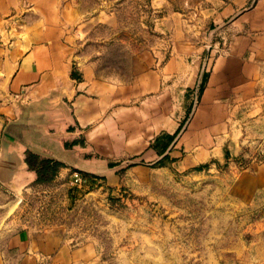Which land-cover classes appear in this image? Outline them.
<instances>
[{
	"label": "crops",
	"instance_id": "0c3cea01",
	"mask_svg": "<svg viewBox=\"0 0 264 264\" xmlns=\"http://www.w3.org/2000/svg\"><path fill=\"white\" fill-rule=\"evenodd\" d=\"M77 1L0 0V264L96 262L93 246L20 213L27 187L47 185L28 151L64 164L53 181L79 170L119 189L122 172H148L165 157L164 167L188 172L245 155L242 190L264 184L255 158L264 149V0L226 8L228 33L208 56L155 64L128 51L130 71L119 53L112 64L110 52L86 50Z\"/></svg>",
	"mask_w": 264,
	"mask_h": 264
},
{
	"label": "rangeland",
	"instance_id": "374dc122",
	"mask_svg": "<svg viewBox=\"0 0 264 264\" xmlns=\"http://www.w3.org/2000/svg\"><path fill=\"white\" fill-rule=\"evenodd\" d=\"M245 1L253 0H78L80 38L88 52H110L112 64L122 55L125 71L135 66L128 51L152 55L155 64L171 56L193 62L224 42L226 8ZM175 94L183 96L182 87ZM189 97L197 100L195 89ZM255 156L264 162V149ZM252 160L244 155L188 172L154 164L122 172L119 189L82 171L87 181L79 185L72 171L29 185L20 213L72 244L93 246L95 264H264V184L255 192L241 186Z\"/></svg>",
	"mask_w": 264,
	"mask_h": 264
},
{
	"label": "trees",
	"instance_id": "16d2710c",
	"mask_svg": "<svg viewBox=\"0 0 264 264\" xmlns=\"http://www.w3.org/2000/svg\"><path fill=\"white\" fill-rule=\"evenodd\" d=\"M26 160L30 166V169L35 170L38 173V183H48L53 181L60 169L64 167V164L49 158H43L31 151L27 152ZM166 157L155 163L158 165H166Z\"/></svg>",
	"mask_w": 264,
	"mask_h": 264
},
{
	"label": "built area",
	"instance_id": "2783aa9c",
	"mask_svg": "<svg viewBox=\"0 0 264 264\" xmlns=\"http://www.w3.org/2000/svg\"><path fill=\"white\" fill-rule=\"evenodd\" d=\"M74 180L76 183H78L79 185H82L83 183H85L87 181V178L84 177L80 171L76 170L74 171Z\"/></svg>",
	"mask_w": 264,
	"mask_h": 264
},
{
	"label": "water",
	"instance_id": "95a60500",
	"mask_svg": "<svg viewBox=\"0 0 264 264\" xmlns=\"http://www.w3.org/2000/svg\"><path fill=\"white\" fill-rule=\"evenodd\" d=\"M23 101V100H22ZM24 104H26V103H24Z\"/></svg>",
	"mask_w": 264,
	"mask_h": 264
}]
</instances>
